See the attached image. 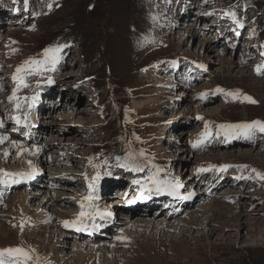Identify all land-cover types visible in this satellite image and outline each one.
Listing matches in <instances>:
<instances>
[{"label":"rangeland","instance_id":"rangeland-1","mask_svg":"<svg viewBox=\"0 0 264 264\" xmlns=\"http://www.w3.org/2000/svg\"><path fill=\"white\" fill-rule=\"evenodd\" d=\"M15 5L19 8L24 5V12L15 16L13 22L17 24H9L14 18L9 15L8 7ZM229 9L235 11L244 22L243 28H239L231 17L224 15V11ZM1 11L0 21L5 29H0L4 37H7H3L0 44L5 42L8 47L7 64L5 63L7 67L0 75L4 78L3 83L8 84L1 96L3 102L9 103L5 93L10 96L16 87L12 76L17 66L29 57H38L49 46L69 45L62 50V59L54 70L28 76L26 82L29 86L22 88L18 95L31 97L44 91L47 81L43 80L54 78L55 73H60L62 63L68 62L63 68V74L57 75V89L55 86L48 91L52 94L58 93L59 89L70 90L67 102L76 109H60L62 102L57 101L55 104L59 108L54 117L59 113L63 118L68 117L70 111L74 117L67 123L71 125L59 123L54 129L68 131L72 126L73 130L71 128L68 132L73 131L69 138L73 143L67 146L60 141L65 151L57 155L52 150H47L45 157L36 152L40 146L44 149L45 144L26 142L24 148L28 147V150H11L7 159H4L0 149V155H3L0 157V169L28 172L33 169L28 162L37 163L33 177L36 176L37 181L32 183L28 180L29 184L35 183L32 186L42 188L51 195L60 196L55 193L61 187L58 179L64 178L66 174L60 169L68 168L66 186L71 191L63 192L68 196L65 198L68 204H64V201L58 204L62 209V216L52 214L54 223L46 225L47 228L59 225L64 233H70L73 229L66 228L62 222L74 220L81 211L79 201L87 194L89 179L97 172L89 164V158L94 157L93 164L100 165L102 176L98 195L100 193L115 197L117 192H122L125 198L128 197L120 200L123 209L144 203V206L150 205L148 209L161 214L157 220L164 219L162 213H169V210L166 211V200L160 197L164 193L145 190L142 195L141 186L133 184L134 180H143L150 172L155 171L152 166L156 165L164 170L160 173L161 179L176 182L178 175L187 184L186 192L189 194L192 191H204L197 198L201 201L200 205L192 209L190 207L186 212L181 209L177 211L180 214L171 217L174 221L167 222L169 226L175 220L178 223V219H182L188 220L184 226L187 227L192 220L187 214L212 201L209 204L212 215L208 220L211 223L216 220L214 226L223 230L211 236L210 240L206 239L207 236L198 242L197 235L203 232L202 228H198L200 232L191 236H187L184 227L178 229L180 234L169 233L170 227L163 231L159 228L163 235L158 234L153 238L156 231L153 226L148 235L134 236L130 245L125 246L127 242L120 243L117 236H113L119 234L115 227L109 232L112 236L107 238L97 236L94 240H89L71 237L70 247L64 253H58L52 242L48 243L46 240L48 232L38 233L42 227L46 228L37 215L42 210L38 208V202L44 193L29 202L30 212L27 213L17 205V194L26 191L36 193L38 190L29 189L28 186L20 188L23 186L20 185L18 189L14 188L12 192L3 195L6 201L0 205V248L31 247L49 264H81L77 259L82 260L83 257L77 252L78 249H72L75 242H108L104 247L96 245L97 248L102 247L99 251L102 258L97 260L98 264H264V181L236 179L240 175L254 176L252 169L264 173V133L256 130L251 139L241 137L230 140L223 135H215L219 124L264 121V75L255 70L257 65L264 64V0H28L27 6L25 0H0V13ZM197 22L201 25L196 29L197 34H194L186 24L192 26ZM204 37L207 38L206 42ZM207 43L213 50L210 54H205L204 44ZM12 49L16 51L13 52ZM174 60L177 61L176 66L170 63ZM199 64L205 67H197ZM174 67L179 69L176 72L178 76L175 75ZM197 73L201 75L198 80ZM217 88L225 91L239 89L257 103L226 98L223 93H215ZM181 90L183 93L179 94ZM203 92L208 93L207 99L200 98L199 94ZM150 97H154L151 103L135 108L133 103L136 100H148ZM27 109V103L22 102L20 112ZM85 110H89L90 114H80ZM181 114H184V119ZM206 122L210 124L213 135L204 145L194 148L192 144L204 131ZM13 125V122H9L4 129L0 128V135L19 142L21 136L16 139L9 132ZM53 136L46 135L47 141L52 140ZM79 140L86 142L79 146ZM181 147L184 150H179ZM141 149L144 150L145 157L139 158V162L146 164L148 160L151 161L144 171L133 172L117 166V156L123 158L129 151L139 152ZM61 154L65 156L61 158V164L56 165L60 170V174H56L52 169L55 165L51 164L57 162L55 159ZM225 164L234 167L226 171H219L218 168L198 171L201 167ZM242 165L248 167H238ZM105 172L111 174L104 175ZM219 175L226 176L227 182L223 184L224 187L217 189L213 186L218 185ZM193 178L199 182L190 181ZM13 185L0 184V196L3 186L8 190ZM247 185L251 188L245 189ZM130 188L132 191L128 196ZM229 193L235 196L232 197ZM238 193H242L241 196L244 195L243 198L248 201L244 209L238 205V202L243 201L237 196ZM222 194L226 195V199L221 197ZM106 196L95 203L101 211L108 212L106 205L114 200ZM149 198L163 202L160 201L159 205L153 204L154 201L145 204ZM115 202L118 203L116 199ZM173 206L168 209L172 210ZM185 206L187 205L182 208ZM113 210L116 218L118 208L113 207ZM153 212L144 218L153 217ZM171 215L167 214V217ZM195 215L200 217L203 214ZM31 220H34L33 225H30ZM22 221L23 231L20 227ZM100 221L101 218L97 217L96 222ZM222 222H231L228 224L230 227H222ZM235 223L243 225L240 232ZM132 229H136L139 235L145 233L141 225H135ZM237 233L245 238L240 239ZM220 234L224 237L217 241ZM114 242L121 246H113ZM76 252L72 259L64 258L65 255ZM84 262L87 263L86 260Z\"/></svg>","mask_w":264,"mask_h":264},{"label":"bare ground","instance_id":"bare-ground-1","mask_svg":"<svg viewBox=\"0 0 264 264\" xmlns=\"http://www.w3.org/2000/svg\"><path fill=\"white\" fill-rule=\"evenodd\" d=\"M19 12H24V9H20L19 10ZM204 12V11H203ZM3 12L1 11V13L0 14H2ZM16 13H17V11H16ZM12 15V14H11ZM13 16V15H12ZM202 16H200V18H201ZM12 18H14L13 20H11L10 21V23L9 24H17V22L16 23H14L13 21L15 20V16L14 17H12ZM198 19H199V17H198ZM186 23H182V25H185ZM201 24H198V22L197 23H194V24H192V26L189 24V23H187L186 24V26L188 27V26H190L189 27V31L190 32H192V33H194V34H197V32H196V29L200 26ZM0 27L2 28V29H5V27L1 24V21H0ZM2 29H0V40L1 39H3V37H4V35H3V32L1 31ZM204 29V28H203ZM204 31H206V30H204ZM190 35H191V33H190ZM7 36H5L4 38H6ZM205 39V42L207 41V38L206 37H204ZM203 43V42H202ZM205 45V54H210L213 50L208 46V43L207 44H204ZM202 48V46L200 47V49ZM7 49H8V47H7V45H6V43L4 42L3 44H0V57L2 56L3 58H0V75H1V73L3 72V69L5 68V67H7L6 66V61H7V59H8V57H7ZM213 55V54H212ZM205 56V55H204ZM209 57V56H208ZM207 59V58H206ZM68 60V59H67ZM220 60H225V59H220ZM213 62V61H212ZM6 63V64H5ZM68 64V62H63L62 63V69H61V71H60V73H55L54 74V76H55V79H54V83H51V84H48L47 85V87L46 88H44V91H42V93H40V95H39V97L42 95V100H40V101H38V106H35L32 110H31V112L28 114V121H29V125H28V127H23V125H17L16 123H15V121H14V119H13V117L15 116V115H17V112H16V110L15 111H13V105H12V103H5V102H3V100H2V95H3V93L5 92V85H8L7 84V82L6 83H3L4 82V78L3 77H1L0 76V88H2V91H0V120H2L3 121V127H0V128H5L6 126H7V123H9V122H13L14 123V125L12 126V128L10 129V131L9 132H11V135L13 136V137H15L16 139L17 138H19L20 136V140L21 141H19V142H17L20 146H21V148L22 149H24V150H28V147H26V148H24V146H25V144H26V142H31V144H45L44 145V149L40 146V151H39V153H42V155L45 157V156H47V154H46V152H47V150H52V153L53 154H59L60 152H62V151H65V149H64V147L60 144V141L63 143H66L67 144V146H69V144H71V143H73V141H72V139H69L70 138V136L72 135V133H73V131H71V133L70 132H68L71 128H72V130H73V127L71 126L69 129H68V131H63V130H59V131H56L54 128L57 126V125H59V123L60 124H69V125H71L70 123H67V121H69L70 119H73V115H72V112H68L69 113V116L68 117H61V115H60V113L58 114V116H56V117H54L55 115V113H57V109L59 108L58 107V105L56 106V102L57 101H61L62 103H61V108L60 109H62V108H68V109H74V108H72V107H70V104L67 102V96L68 95H70V90H69V88H64V91H62V90H60L59 89V91H58V93H52L51 94V91H48V90H50V89H52V88H54L55 86H56V84H57V75H61V74H63V72H64V70H63V68H64V66L65 65H67ZM174 70H176L175 71V75H177V73L176 72H178V68L176 67H174ZM6 71V70H5ZM69 73L71 72V71H68ZM5 75H6V73H4ZM178 76V75H177ZM196 79L198 80L199 78H201V75H199V73H197L196 74ZM60 78V77H59ZM58 78V79H59ZM69 78V77H68ZM183 79V78H182ZM44 80H46V79H44ZM196 80V81H197ZM189 82V81H188ZM64 87H66V85L64 86ZM205 87V86H204ZM59 88V87H58ZM55 89H57V86L55 87ZM48 91V92H47ZM161 91V90H160ZM183 92H182V90L179 92V94H182ZM51 94V95H50ZM160 94V93H159ZM161 94H163V92L161 93ZM184 94H187V93H184ZM47 95H50V96H47ZM58 97H57V96ZM167 95H169V94H167ZM190 95V94H189ZM8 97H9V93H5V98H6V100L7 101H9L8 100ZM158 97V96H157ZM161 97V96H160ZM77 98H79V97H77ZM153 99H154V97L152 98V97H150L148 100L147 99H140V100H136L135 101V103H133L134 104V106H135V108H142L143 106H145L146 105V103L147 102H149V103H151L152 101H153ZM159 100V99H158ZM173 101V100H172ZM162 102V101H161ZM171 103V102H170ZM197 108V107H196ZM76 109V108H75ZM74 109V110H75ZM218 110H220V109H218ZM61 111V110H60ZM197 111V110H196ZM199 111V110H198ZM80 114H90V111L88 110H85V111H83V113H81L80 112ZM65 115H67V114H64V116ZM72 115V116H71ZM182 115V116H181ZM180 116L182 117V119H184V114H181ZM5 116V117H4ZM187 117V116H186ZM53 118V119H52ZM176 118H177V116H176ZM62 120V121H61ZM174 120V119H173ZM48 121H50L49 123H48ZM174 121H177V119L176 120H174ZM188 121V120H187ZM78 122H82V121H78ZM184 123V122H183ZM19 129L18 131H14V129ZM25 133H27V135H25ZM49 134H52V135H54L53 137V139L52 140H50L49 142L47 141V137H46V135H49ZM0 136H2V135H0ZM10 136V135H9ZM257 138V137H256ZM12 139V138H11ZM10 138H8V140H5V141H7V142H3V143H1L0 144V146H3V147H1L0 149L2 150V152H3V155H4V153L5 152H7L8 153V155L7 156H5L4 155V159H7L8 158V156L10 155V151L11 150H15V149H17L16 147H13V144H12V142L14 141V140H11ZM19 140V139H18ZM86 141L84 140V142H82V140H79V141H77V143L79 144V146H81L82 144H84ZM86 145V144H85ZM31 147H33V146H31ZM37 147V146H36ZM48 148H50V149H48ZM71 148V147H70ZM179 149V148H178ZM0 150V151H1ZM179 150H184V147L182 148H180ZM70 151V150H69ZM175 151H178L177 149L175 150ZM39 153H38V155H39ZM49 153V152H48ZM63 153V152H62ZM174 153V151H172V154ZM224 153V152H223ZM171 154V155H172ZM3 155H0V157L2 156L3 157ZM49 156H50V153L48 154ZM173 155H175V153L173 154ZM219 155H220V153H219ZM65 156V154H61L60 156H57L56 157V161L57 162H55L54 164H51V165H55L54 166V168H52V169H54V172L56 173V174H60L59 173V171L60 170H64L65 172H66V174H65V176H64V178H60V179H58V181L61 183V187L60 186H58V183H56V185H57V188H59L58 190L60 191H62V192H59V191H57V192H55L57 195L59 194L60 196H55V195H50L49 193H48V191H45L44 192V189H42V188H35L36 189V191L38 190V192H36V193H29L28 191H26V193H18L17 195H18V199H19V201H18V206L23 210V211H28L30 208H29V202H33V200L35 199V197H37V196H39L40 194H43L44 193V195L43 196H40V201L38 202L39 204H38V208H41L42 210H41V212H40V214H38L39 216L40 215H42L43 216V219H42V223H43V225L44 226H48L49 224H51L52 222H50L49 221V219L50 218H52V217H54L53 215H60V216H62V209L59 207V203L61 202V201H64V204H68V202H67V199H65V198H67L68 196H66L63 192H66V191H69L70 189H68V187L66 186V181H67V177H66V175H68L69 176V174L67 173V170H68V168H62V169H60L59 171H58V168L56 167V165L57 164H61V158L62 157H64ZM71 156V155H70ZM36 157V156H35ZM42 157V156H41ZM72 157V156H71ZM220 157H222L221 155H220ZM67 158V157H66ZM66 158H64V159H66ZM35 159V158H34ZM54 159V158H53ZM71 159H73V158H71ZM27 160V159H26ZM47 161L49 162V159H47ZM67 161V160H66ZM22 162V161H21ZM73 162H75V161H73ZM64 163V162H63ZM20 164V163H19ZM66 164V163H65ZM64 164V165H65ZM30 165V164H29ZM31 165H32V168H37V163H33V162H31ZM60 166V165H59ZM50 168V167H49ZM57 176H60V175H57ZM210 176V175H209ZM214 176V175H213ZM220 176V178H219V181H218V185L217 186H215L214 185V187H216L217 189L218 188H220V187H222L223 186V184L225 183V182H227V177L226 176H221V175H219ZM34 177V176H33ZM74 179V178H73ZM125 180H127V178H124ZM30 182H35V180H34V178H32V180L31 179H28ZM28 180H22L20 183H17L15 186L18 188V186H20V185H30L29 184V181ZM175 180H176V182H178V183H180L181 185H182V187H185V192L183 193V191H182V197L179 199V200H177V201H175V205L173 206V201L172 202H168V201H164L165 202V204H168V207H167V210L166 211H168L169 210V213H167L168 215L170 214L171 215V212H172V215L170 216V217H167V214L166 213H162V216L164 217V219H160V220H157V218H158V215H159V213H156V212H153V210L152 209H148L149 208V206H144V205H140V204H134V205H132V207L130 208V209H123L122 208V202H120V200H122V199H127V198H125V196H122V195H119V194H121L122 192H117V194L118 195H115V197L114 196H106V195H104V196H102L101 197V195L99 194L98 196H99V200L98 201H100V200H102V199H104L105 198V196H106V198H113V202H111V201H109L108 202V205H106V209L108 210V212H111L112 213V215L111 216H105V217H103V218H101V220L102 221H100L99 223H97L96 221H94V223H95V225H96V227H92V232L90 233V236L89 237H83V236H78V235H76V233H78V232H81V233H85V231H77L76 230V228H73V230L70 232V233H64V232H62V229H61V226H59V225H55L56 227H54V226H51V227H49V228H47V226H46V228L45 227H42L41 229H40V231L41 232H38V233H42L43 231H46V232H48V239H46L47 240V242L49 243V242H52V246L57 250V252L59 253V252H61V253H64L65 252V249H67V248H69L70 246L69 245H71L70 244V239H71V237L72 238H76V239H78V238H80V239H89V240H94L97 236H101V237H103V238H107V237H111L112 235L111 234H109V232H110V230L111 229H114L115 227L116 228H118L117 229V232L119 231V234H117V235H113V236H117V237H123V239H117L120 243H126L127 242V244L125 245V246H127V245H130V242L131 241H133L132 240V237H134V236H145L147 233H148V231L154 226L155 228H156V231L153 233L155 236L153 237V238H156L157 237V235L158 236H161V235H163L162 233H160V231H159V228H161L162 229V231L163 230H166L168 227H170L169 228V233H172V232H177L178 234H180L181 233V231H179L178 229H180L181 227H184L186 224L185 223H187V222H185V221H188V220H185V221H183L182 219H178V223H176V221L177 220H175V222H173L172 223V225L171 226H169L170 224L169 223H167V222H170V221H174L172 218H173V216H175V215H179L180 213H177V211H179L180 209L181 210H184V212H186L187 210H188V208H190L191 207V209L192 208H195V207H197L198 205H200V203H201V201L199 200V199H197L198 197H200L201 196V194L204 192H202L201 190L199 191V193L198 194H195V192H192V194H189L188 192H186L187 190H188V186H187V184H185L184 183V181H181L180 179H179V177H178V175H177V177L175 178ZM185 180H187V178L185 179ZM190 181H193V182H199L198 180H195V178H193V179H190ZM76 182H77V180H76ZM214 182V181H213ZM126 183V182H125ZM42 184H44V181L42 182ZM23 186H21V187H23ZM20 187V188H21ZM182 187L179 189V192H180V190L182 189ZM224 187V186H223ZM249 188H251V186H246L245 187V189H249ZM56 189V188H55ZM209 189V188H208ZM13 190V189H12ZM12 190H11V192H12ZM79 190V189H78ZM202 190H204V189H202ZM252 190V189H251ZM71 191V190H70ZM131 188H130V191H129V193H128V196L131 194ZM28 192V193H27ZM112 194H114V193H112ZM230 194V193H229ZM241 194L242 193H238V195L237 196H239V197H241V199L243 200V201H240V202H238L239 204V206L241 207V208H243L244 209V207H246V205L248 204V201L247 200H245L243 197H244V195H243V197L241 196ZM230 195H232V197H234L235 195L234 194H230ZM211 196H214V194H212ZM226 195L225 194H222L221 195V197H224V199H226V197H225ZM161 197H162V195H161ZM185 197H190V198H187V199H185ZM231 197V198H232ZM115 199L117 200V202L118 203H116L115 202ZM215 199V198H214ZM230 199V198H229ZM229 199H228V201H229ZM154 201V203L153 204H158L160 201L161 202H163L162 200H158V201H155V198H152L150 201H148V202H153ZM5 203V202H4ZM209 204L211 205L212 204V201H211V203L209 202L208 204H206V205H203L202 207H200L199 208V210H197V211H195V210H191L188 214H187V217H191V222H188L189 224H188V226L187 227H184L183 228V230H185L186 231V234H187V236H191L192 234H194L195 232L196 233H198V232H200V230H198V228H202L203 229V232H200L199 233V235H197L199 238H198V242L200 241V239L202 240V238H205V237H207L206 239L208 240H210V237L211 236H214L215 234H217L221 229L220 228H216V226H214V224H215V221L216 220H214V222L213 223H211V221L210 220H208L209 218H210V216L212 215V214H210L211 213V211H210V207H209ZM159 205V204H158ZM184 205H187V206H185L184 208H182ZM61 206V205H60ZM136 206V207H135ZM141 206V207H140ZM171 206H173V208H172V210L171 209H168L169 207H171ZM113 207H116V208H118V214L116 215V218H115V213L113 212L114 210H113ZM33 208V207H32ZM131 209H134V210H131ZM40 210V209H39ZM38 210V211H39ZM152 210V211H151ZM229 210V209H228ZM22 212V211H21ZM50 212V213H49ZM133 213V214H129V213ZM151 212H153V217H146V218H144V216H150V214H151ZM215 212V211H214ZM213 212V213H214ZM69 213H70V211H69ZM195 213L196 214H198V216H199V214L200 213H202L203 215L202 216H200V217H196V215H195ZM221 213L222 212H220V215H221ZM240 213V212H239ZM48 214H50L51 216H47ZM53 214V215H52ZM71 214V213H70ZM217 214V213H216ZM161 215V214H160ZM159 215V216H160ZM226 216V215H225ZM172 217V218H171ZM175 218V217H174ZM61 219V218H60ZM96 220V219H95ZM230 220H232V221H234L233 219H230ZM237 220V219H236ZM38 221V220H37ZM36 221V222H37ZM243 221V220H242ZM91 222V221H90ZM241 222V221H240ZM37 223H39V222H37ZM54 223V222H53ZM52 223V224H53ZM91 223H93V222H91ZM242 223V222H241ZM241 223L238 225V224H236L235 225V227H237L238 229H237V231L238 232H240L239 231V229L241 230V227H243V225H241ZM244 223V222H243ZM88 224H90V223H88ZM174 224H176L177 226H175ZM190 224H193L192 226H190ZM222 224V227H230V225L228 226V224H231V222H222L221 223ZM234 223H232V225H233ZM135 225H141L142 226V229H144L145 231V233L144 234H141V235H139V232H137V230L136 229H132V227L133 226H135ZM63 228V227H62ZM223 230V229H222ZM217 231V232H216ZM10 232V231H9ZM216 232V233H215ZM261 232H263V231H261ZM89 234V233H88ZM167 234V233H166ZM165 234V235H166ZM238 235V237H240V239L242 238H245V236L244 235H242L241 233H237ZM148 235V234H147ZM221 235V234H220ZM223 235H221V237H217V241L218 240H222V238L224 237H222ZM229 236V235H228ZM231 236V235H230ZM229 238V237H228ZM143 239V238H142ZM150 239V238H149ZM188 239V238H187ZM261 239V238H260ZM209 242V241H208ZM118 242H114L113 243V246H121V244H117ZM146 243V242H145ZM149 243V242H148ZM213 243V242H212ZM106 244H109L108 242H102V243H100V244H93V243H88V244H85L84 242H75L74 243V245H73V247H72V249L73 250H75V249H78V253H79V255L81 256V257H83V259L81 260V259H77V260H80L81 261V264H84L83 263V260H86L87 261V263H85V264H98L97 263V260L99 259V258H102V256H100L99 255V251H100V249L102 248V247H104ZM96 245H102V247L101 246H99L100 248H97L96 247ZM150 245V244H149ZM252 245V244H251ZM86 246V247H85ZM244 246V245H243ZM246 246V245H245ZM253 246V245H252ZM153 248V247H152ZM117 249V248H116ZM112 250V249H111ZM153 250V249H152ZM155 250V249H154ZM77 252L76 253H71V255H65V259H72L71 257H75V255L77 254ZM109 253V252H108ZM111 253H113V252H111ZM119 254V253H118ZM103 255H107V254H103ZM116 256V255H115ZM116 257H118V256H116ZM76 259V258H75ZM165 260V259H164ZM176 260V259H175ZM79 261V262H80ZM147 262H148V260H147ZM175 263V262H174ZM146 264V263H145Z\"/></svg>","mask_w":264,"mask_h":264},{"label":"snow or ice","instance_id":"snow-or-ice-1","mask_svg":"<svg viewBox=\"0 0 264 264\" xmlns=\"http://www.w3.org/2000/svg\"><path fill=\"white\" fill-rule=\"evenodd\" d=\"M28 0H25V4L27 5ZM51 7V5H49ZM224 15L231 17L233 22L239 27L243 28L244 22L237 16L236 12L233 10H225ZM35 28V25L32 26ZM239 35V32H237ZM253 35H255V31H253ZM69 45L67 44H56L54 46H49L45 48L42 54H39L38 57H29L25 60L22 64L16 67L15 72L12 76L13 81L16 82V87L12 90V94L8 97L10 103L14 104L16 109L17 115L13 117L15 123L17 125H24L27 126V119L28 114L24 113L23 115L20 114V109L22 102L27 103L28 107L31 108L32 105L39 99V92L35 93L31 97L28 96H19L18 92L22 88H27L29 85L26 82L28 76L42 74L47 71H52L55 69V66L60 62L62 56L60 55L64 48H67ZM13 52L16 49H12ZM264 55V53H262ZM173 66H176L177 61L170 62ZM197 67L203 69L205 66L203 64L197 65ZM256 72L258 74L264 75V64L256 66ZM47 83L51 84L54 83V80L51 77H48ZM2 91V88H0ZM215 93H223L226 98L231 97L234 100H241V102L247 101L249 103H257L251 96L242 94L239 89L235 91H225L222 88L215 89ZM201 99H207L208 93L203 92L200 93ZM198 119H203V117H197ZM0 127H3V121L0 120ZM218 131L215 135H223L227 139H235V138H245L251 139L254 135L256 130H259L261 133H264V121H252V122H242V123H225L219 124L217 126ZM19 129H14V131H18ZM27 135V133H25ZM213 131L210 127V124L206 122L205 129L202 131L198 138L193 142L192 146L194 148H199L204 145L210 137H212ZM8 137L0 136V143H3L7 140ZM136 139H139L137 137ZM13 147H16L23 152L24 149L16 142H12ZM40 149L37 148L36 152H39ZM5 156L8 155L7 152L4 153ZM145 157V152L141 149L139 152L129 151L125 157L121 158L117 156L115 159L117 161V166L121 168H125L127 170L133 172H142L147 164H150L151 161L148 160L146 164H141L139 162V158ZM94 157L89 158V164L92 165L93 168L97 169L96 175L89 179L88 182V191L87 194L84 195L80 203L81 211L75 217L74 220H65L62 223L66 228L72 227L76 228L77 231H86L88 230L89 224L88 222L91 221L92 227H96L94 221L97 217L103 218L105 216H111V212L101 211L98 206L96 205L95 201L99 199L98 196V189H99V182L102 179L101 173L99 171L100 165L93 164ZM31 165V161L28 162ZM107 163V159L104 161ZM155 171L149 173L143 180H134L133 184L140 185L141 194L146 190L148 192H152L153 190L157 193L159 192H168L171 195H178L179 189L182 185L178 182H173L167 179H161L160 173L164 171L159 166L153 165L152 166ZM234 167L233 165H209L207 168L201 167L198 169L199 172L210 171L214 168H218L219 171H226L228 168ZM241 168H247V165L238 166ZM252 173L255 175H240L237 176V180H246V179H259L264 181V173L259 172L256 169L251 170ZM35 174V168L32 171L28 172H9L4 169H0V184L10 185V184H17L20 183L22 180L32 179ZM110 172H105L104 175H110ZM85 178L88 179L87 174H85ZM190 197H185V199ZM132 202V201H129ZM21 231H23L24 222H21ZM117 239H123V237H117ZM0 264H49L48 261L42 260L36 253L34 248H25L23 246H16V247H7V248H0Z\"/></svg>","mask_w":264,"mask_h":264}]
</instances>
